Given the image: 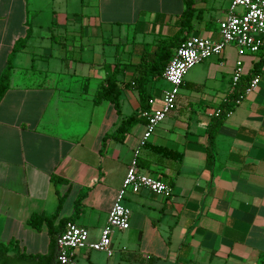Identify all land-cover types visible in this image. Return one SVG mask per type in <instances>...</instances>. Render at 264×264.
I'll return each instance as SVG.
<instances>
[{"label": "crops", "instance_id": "0c3cea01", "mask_svg": "<svg viewBox=\"0 0 264 264\" xmlns=\"http://www.w3.org/2000/svg\"><path fill=\"white\" fill-rule=\"evenodd\" d=\"M191 1L180 36L216 41L230 0ZM183 9V0H0V71L24 39L0 98V242L45 254L46 225L35 230L27 219L55 212V228L71 218L89 241L97 239L143 130L134 80L147 72L155 43L179 29ZM111 25L117 35L121 25L132 35L123 42L117 36L122 51L113 52V61L105 48L115 44L107 38ZM237 58L236 47L226 44L220 55L187 70L175 107L139 149L138 171L168 184L170 195L145 188L126 193L129 224L112 231L110 255L80 248L75 258L83 264H254L264 253V46L240 56L236 89L253 74L257 87L220 120L214 117L232 93ZM114 70L117 82L126 83L119 113L107 100L92 103ZM144 80L147 99L157 105L166 84L148 73ZM130 114L136 120L111 137Z\"/></svg>", "mask_w": 264, "mask_h": 264}, {"label": "built area", "instance_id": "2783aa9c", "mask_svg": "<svg viewBox=\"0 0 264 264\" xmlns=\"http://www.w3.org/2000/svg\"><path fill=\"white\" fill-rule=\"evenodd\" d=\"M217 28L216 41L190 35L173 50L160 75L166 86L161 90L158 104L155 105L153 98H148L149 106L140 111V117L143 119L142 133L125 167L123 178L114 193L97 239L89 241L84 227L66 221L55 238V260L59 264H76L75 251L80 248L104 251L110 255L112 231L124 230L129 224V209L123 204L126 193H135L145 188L163 198L170 195L171 189L168 184L138 171L136 157L155 127L175 107L178 88L187 70L209 56L220 55L224 45L233 44L238 55L230 79L231 91L236 92L234 104L257 87L259 75L253 74L240 90L236 89L242 73L240 56L245 53L253 55L264 46V0H230L224 17L218 21ZM260 70H264V64L260 66ZM228 112L229 110L224 115ZM219 113V109H215L214 115Z\"/></svg>", "mask_w": 264, "mask_h": 264}, {"label": "trees", "instance_id": "16d2710c", "mask_svg": "<svg viewBox=\"0 0 264 264\" xmlns=\"http://www.w3.org/2000/svg\"><path fill=\"white\" fill-rule=\"evenodd\" d=\"M184 2V9L183 12L177 16L178 19V30L171 36H167L165 38L159 39L155 43V49L153 53V59L150 60L149 65L147 67V72L145 71L144 76H160L161 72L170 59L173 50L181 43L184 37L180 36V28L189 26V19H190V12H191V0H183ZM24 39H19L15 42L12 46V49L7 57L6 64L0 71V98L6 91L8 87V77L9 71L11 69V58L17 50L23 45ZM116 70L112 71L105 77V84L100 85L96 93L92 98V103L96 104L100 100H107L109 101L115 112L119 113V101H118V94L119 90L122 89L126 83L119 84L115 79ZM144 76H139V78H135L134 80V87L137 89L138 97H139V105L141 109L147 108V94L144 90L145 80ZM236 97V92L232 91L230 98L228 100L223 101L220 103L218 109L220 113L217 116L218 120L224 117V113L230 110L231 104L234 103ZM139 117V115H138ZM135 114H130L124 120H121L119 125L117 126L115 132L111 135V137L117 139L119 134L125 132V130L136 120ZM214 129H210L209 131V142H211V138L213 135ZM207 158H210V150L207 149ZM50 179L53 181L61 180V178H57L54 176H50ZM77 202L76 204L78 203ZM61 197H59V202L57 206V210L60 206ZM78 209L76 208V211ZM56 215V212L54 213ZM47 216L43 214H36L32 213L27 219V224L38 230L40 228L41 223H44L47 227V233L49 235V249L45 254H28L23 252L16 241L11 240L7 243L0 242V264H59L55 260V238L57 234L60 232L59 228H62L63 224L66 221L72 220L71 218L63 219L62 223L59 227L53 226V219L55 215ZM60 223V222H59ZM254 264H264V253H260Z\"/></svg>", "mask_w": 264, "mask_h": 264}, {"label": "rangeland", "instance_id": "374dc122", "mask_svg": "<svg viewBox=\"0 0 264 264\" xmlns=\"http://www.w3.org/2000/svg\"><path fill=\"white\" fill-rule=\"evenodd\" d=\"M102 28H104V26H102ZM103 30V29H102ZM107 33H108V36H107V38H109L110 40H112V42H114L115 44L113 45H109V44H105V48H106V50L107 49H109L110 51H111V54H110V57H109V59H107V60H109V61H113V59L115 58H117L118 56H116V57H114L113 58V52H121L122 51V45L121 44H117V36L119 37V40L120 39H122L121 41L123 42V41H130L131 40V38H132V35H131V30L128 28V27H125V29H124V27H123V25H121L120 26V33H119V35L121 36V38H120V36L119 35H117V27L115 26V25H111L109 28H108V30H107ZM113 34L112 36H110V34ZM136 38H138V35L136 36ZM125 39V40H124ZM116 47H117V49H116ZM83 54V53H82ZM121 58V57H120ZM114 59V60H115ZM118 59V58H117ZM161 80H157V81H155L154 83L155 84H158L159 82H160ZM163 81V80H162ZM161 81V82H162ZM164 82V81H163ZM76 259V264H83V262L80 260V259H78L77 257L75 258Z\"/></svg>", "mask_w": 264, "mask_h": 264}]
</instances>
